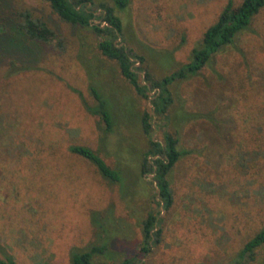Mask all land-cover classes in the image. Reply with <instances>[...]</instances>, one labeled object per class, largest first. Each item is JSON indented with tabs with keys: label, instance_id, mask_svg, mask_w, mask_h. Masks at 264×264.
I'll list each match as a JSON object with an SVG mask.
<instances>
[{
	"label": "rangeland",
	"instance_id": "1",
	"mask_svg": "<svg viewBox=\"0 0 264 264\" xmlns=\"http://www.w3.org/2000/svg\"><path fill=\"white\" fill-rule=\"evenodd\" d=\"M94 1L93 8L98 1L113 7L122 22L116 42L143 58L135 66L148 97L100 53L98 36L62 20L48 1L0 0V7L30 9L64 44L31 47V69L0 67V257L71 264L72 251L106 245L95 264L132 257L138 264H264V245L253 260L237 257L264 227V7L196 75L171 84L163 118L153 112L150 82L188 62L221 10L242 0H130L124 9ZM91 88L109 102L110 131L85 106L97 105ZM144 111L153 115L154 139L172 132L189 150L169 175L174 201L161 210V240L145 256L142 223L158 208L154 174L140 172ZM73 146L121 170L122 182L105 179Z\"/></svg>",
	"mask_w": 264,
	"mask_h": 264
},
{
	"label": "trees",
	"instance_id": "2",
	"mask_svg": "<svg viewBox=\"0 0 264 264\" xmlns=\"http://www.w3.org/2000/svg\"><path fill=\"white\" fill-rule=\"evenodd\" d=\"M51 9L65 22L91 30L98 36L97 47L102 55L116 60L122 76L132 85L136 93L148 97L149 86L142 83L138 77L139 68L136 62L142 63L143 58L133 54L124 45H118L117 38L122 33V22L114 13V9L105 1H98L95 8L94 0H46ZM115 7L127 8L130 0H112ZM264 7V0H242L235 5L231 1L221 10L217 19L208 26L202 34L198 46L191 50L188 62L164 75L160 79L150 82L156 91L151 100L154 114L167 118V111L173 103L170 86L176 80L187 79L196 75L210 60L213 54L228 44L233 43L235 37L249 29L256 14ZM97 9H101L96 14ZM96 20H100L96 22ZM104 23V24H103ZM8 41H12L9 45ZM25 45L28 51H23L19 45ZM53 45L59 49L63 47V38L51 28L42 18L36 17L28 8L0 7V67L10 65L11 72L21 69H31L36 62L31 60L30 48L44 51L47 46ZM35 52V51H34ZM37 52V51H36ZM35 52V53H36ZM149 74L146 73V79ZM91 93L97 105L85 104L88 111L99 117V122L106 131L114 125V117L108 100L98 91L91 88ZM152 114L144 111L141 116L142 132L147 138L148 149L143 153L140 163L141 175L153 173V181L157 189L156 212H149L142 223V242L138 252L143 256L150 253L152 247L161 240L162 229L159 217L161 210H168L174 201L170 181V173L176 162L189 153V150L179 148V138L175 133L164 131L162 140L152 137ZM71 151L91 161L99 173L110 182H122L121 170L114 169L103 161L92 149L84 146H73ZM264 245V227L259 229L239 250V260H253L256 251ZM106 245L92 246L83 252L72 251L71 264H95L93 255L104 253ZM0 264H19L14 257L4 254L0 257ZM118 264H138L135 258H124Z\"/></svg>",
	"mask_w": 264,
	"mask_h": 264
}]
</instances>
